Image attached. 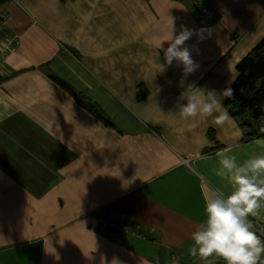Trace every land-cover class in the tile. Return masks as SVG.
Instances as JSON below:
<instances>
[{"label": "crops", "instance_id": "crops-1", "mask_svg": "<svg viewBox=\"0 0 264 264\" xmlns=\"http://www.w3.org/2000/svg\"><path fill=\"white\" fill-rule=\"evenodd\" d=\"M201 2L214 19L201 20L192 0L0 6L4 43L17 40L0 60V264H225L188 253L205 218L203 192L230 193L219 159L264 155V138L243 141L224 98L222 126L181 119L175 105L189 84L222 92L236 80L264 39V0ZM171 18L177 34L182 25L212 32L186 42L198 65L187 77L160 50ZM51 75L99 103L116 128ZM249 219L264 240V201Z\"/></svg>", "mask_w": 264, "mask_h": 264}, {"label": "clouds", "instance_id": "clouds-1", "mask_svg": "<svg viewBox=\"0 0 264 264\" xmlns=\"http://www.w3.org/2000/svg\"><path fill=\"white\" fill-rule=\"evenodd\" d=\"M170 26L173 30L172 40L167 48L161 44L160 50L166 65L172 66L175 61L177 67L183 66V75L187 77L198 65L186 42L193 35L203 41L210 38L212 32L208 29L195 31L182 25L177 34L173 18ZM180 83L184 85L183 80ZM233 93L231 87L218 92L192 83L178 98L186 103H177L175 107L181 119L211 117L212 124L222 126L230 121V116L227 111L221 110V102L223 98H231ZM216 174L225 176L232 190L228 194L216 188L203 192L205 218L192 233L189 255L199 257L202 261L215 256L222 258L225 264H264L261 260L264 240L253 230L249 219V216L257 214L261 201H264V155H256L242 164L237 162L235 155H223L219 159Z\"/></svg>", "mask_w": 264, "mask_h": 264}, {"label": "trees", "instance_id": "trees-1", "mask_svg": "<svg viewBox=\"0 0 264 264\" xmlns=\"http://www.w3.org/2000/svg\"><path fill=\"white\" fill-rule=\"evenodd\" d=\"M6 0H0L2 5ZM0 19V28L4 27ZM238 76L229 86L234 90L231 98H224L223 103L231 116L239 123L242 140L264 138V39L237 65ZM61 88L73 96L76 102L87 112L101 121L106 127L115 129L112 119L104 112L96 101L82 95L65 81L50 76ZM138 101H142L147 90L139 87ZM121 222V223H120ZM122 225V221H119ZM124 225V224H123Z\"/></svg>", "mask_w": 264, "mask_h": 264}, {"label": "built area", "instance_id": "built-area-1", "mask_svg": "<svg viewBox=\"0 0 264 264\" xmlns=\"http://www.w3.org/2000/svg\"><path fill=\"white\" fill-rule=\"evenodd\" d=\"M192 4L197 12L198 17L203 20H211L214 19L216 17V12L213 8H209L203 5V3L201 2V0H192ZM1 6V5H0ZM5 18L6 15L5 14H0V19L3 20V22L5 23ZM4 37H5V31H4V27L0 28V60H2L6 54H8L9 52L14 50V47L17 43L16 38H13L11 40H7L4 43ZM118 229L121 228V230H124V226L121 225L119 227H117ZM220 260H223L222 258H219ZM175 264H179V262H175ZM213 264H218L216 262H214Z\"/></svg>", "mask_w": 264, "mask_h": 264}]
</instances>
